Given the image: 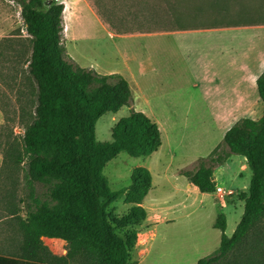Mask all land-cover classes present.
I'll use <instances>...</instances> for the list:
<instances>
[{
    "label": "trees",
    "instance_id": "16d2710c",
    "mask_svg": "<svg viewBox=\"0 0 264 264\" xmlns=\"http://www.w3.org/2000/svg\"><path fill=\"white\" fill-rule=\"evenodd\" d=\"M13 1L21 6L31 38L28 73L36 104L34 119L24 132L22 155L17 153L14 163L10 162L15 169L25 166L29 188L26 218L19 215L18 208L10 215L22 240L16 256L0 254V264H134L131 259L138 233L126 230L135 221H147L143 205L153 176L144 168L133 172L127 196L131 214L118 221L108 217L102 200L115 202L122 192L111 190L103 170L121 154L151 157L163 145L161 130L147 115L131 109L112 129V141L98 142L99 120L132 107L129 82L118 74L84 69L67 54L64 4ZM238 7L237 17L228 26L264 25V0H258L257 7L242 2ZM223 12L232 14L228 8ZM187 28L180 25L176 29ZM257 86L264 102V74ZM232 156L245 158L253 174L249 193L241 194L244 216L233 236L224 234L219 250L198 264H264V117L238 122L208 158H201L193 171L183 170L181 175L202 194H215L214 169ZM8 163L6 155L5 165ZM38 185L43 187L41 193L36 190ZM214 228L225 232L226 217L219 216ZM44 238L68 242V254L55 256Z\"/></svg>",
    "mask_w": 264,
    "mask_h": 264
},
{
    "label": "rangeland",
    "instance_id": "374dc122",
    "mask_svg": "<svg viewBox=\"0 0 264 264\" xmlns=\"http://www.w3.org/2000/svg\"><path fill=\"white\" fill-rule=\"evenodd\" d=\"M56 1L65 6L63 43L67 54L82 68L95 70L101 75L121 71V59L131 58V55L142 61V42L138 39L117 41L110 38L113 35L167 31L180 25L194 28L228 25L237 17L238 3L258 5V0ZM227 8L231 15L223 12ZM72 19H75V26ZM79 26H83L82 30ZM81 34L85 35L81 39H69ZM121 52L123 58L119 56ZM30 56L31 38L24 27L21 6L13 0H0V254L4 256H16L22 240L16 221L10 215L18 208L19 215L26 218L30 204L25 166H16L18 169L11 166L16 154L22 155L24 132L35 114V87L28 73ZM131 109H135L133 105L116 115L103 116L96 126L97 141H112V129L130 114ZM137 110L142 112L141 107ZM243 116V119L261 120L264 104L255 111L250 109ZM235 125H223L222 132ZM205 126L208 125H189L196 143L203 142L200 133L208 131ZM173 128L175 125L167 124V129ZM159 157L132 158L121 154L108 163L103 174L111 190L122 194L115 202L102 200V203L111 219L122 221L128 217L132 205L128 204L127 196L133 172L148 169L153 176V186L143 205L148 211L147 221H135L126 230L138 233L131 261L134 264H198L219 250L224 234L232 237L235 233L245 211L241 194L249 193L253 174L250 169L242 171L240 161L243 157L233 156L214 169L216 193L202 194L187 189L186 179L178 176L180 171L175 172L176 164L169 167L170 172L167 173L166 167L159 165ZM219 187L235 193L225 197L217 193ZM36 190L41 193L43 187L38 185ZM219 216L226 217L225 232L214 228ZM44 243L55 256L68 254L69 244L62 239L44 240Z\"/></svg>",
    "mask_w": 264,
    "mask_h": 264
},
{
    "label": "crops",
    "instance_id": "0c3cea01",
    "mask_svg": "<svg viewBox=\"0 0 264 264\" xmlns=\"http://www.w3.org/2000/svg\"><path fill=\"white\" fill-rule=\"evenodd\" d=\"M79 27L82 30L83 26ZM110 38L142 42V61L135 55L123 58L121 52L122 70L107 74L125 78L135 110L141 107L159 126L163 145L153 155L160 156L159 165L166 167L167 173L175 164V172L195 168L198 160L208 158L221 144L228 132H222L223 125L237 124L244 120L243 114L264 104L257 86L264 74V25L190 27ZM191 123L208 125V131L200 133L203 142L194 141ZM167 124L175 128L169 130ZM240 164L247 172V160ZM186 181L188 190L199 191Z\"/></svg>",
    "mask_w": 264,
    "mask_h": 264
},
{
    "label": "built area",
    "instance_id": "2783aa9c",
    "mask_svg": "<svg viewBox=\"0 0 264 264\" xmlns=\"http://www.w3.org/2000/svg\"><path fill=\"white\" fill-rule=\"evenodd\" d=\"M217 193H221L222 195H225V197H230L231 195H233V191H228L226 192L225 190H223L222 188H217Z\"/></svg>",
    "mask_w": 264,
    "mask_h": 264
},
{
    "label": "bare ground",
    "instance_id": "6f19581e",
    "mask_svg": "<svg viewBox=\"0 0 264 264\" xmlns=\"http://www.w3.org/2000/svg\"><path fill=\"white\" fill-rule=\"evenodd\" d=\"M67 32H69V29H67Z\"/></svg>",
    "mask_w": 264,
    "mask_h": 264
},
{
    "label": "water",
    "instance_id": "95a60500",
    "mask_svg": "<svg viewBox=\"0 0 264 264\" xmlns=\"http://www.w3.org/2000/svg\"><path fill=\"white\" fill-rule=\"evenodd\" d=\"M212 180L214 181V179L212 178Z\"/></svg>",
    "mask_w": 264,
    "mask_h": 264
}]
</instances>
